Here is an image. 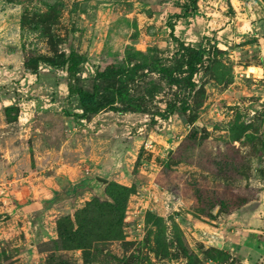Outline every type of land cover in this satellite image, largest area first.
<instances>
[{"label":"rangeland","instance_id":"374dc122","mask_svg":"<svg viewBox=\"0 0 264 264\" xmlns=\"http://www.w3.org/2000/svg\"><path fill=\"white\" fill-rule=\"evenodd\" d=\"M170 23L203 52L196 88L141 69L129 85L145 112L85 113L65 70L23 65L74 49L86 60L72 83L102 91L111 65L174 67ZM80 174L108 181L35 210L11 192ZM238 226L264 229V0H0V264H244L223 247Z\"/></svg>","mask_w":264,"mask_h":264},{"label":"trees","instance_id":"16d2710c","mask_svg":"<svg viewBox=\"0 0 264 264\" xmlns=\"http://www.w3.org/2000/svg\"><path fill=\"white\" fill-rule=\"evenodd\" d=\"M194 4L196 0H193ZM170 28V34L174 40H176L177 47L172 53V60L174 61V67L163 66L154 62L151 64L130 62L124 66L111 65L105 70H97L96 75L104 77L106 75H115L113 83L106 84L100 90V86L94 82L91 91L84 90L83 88L76 86L72 83V79L75 78L81 64L86 60V57L78 51L71 49L68 53L64 51L54 49L53 55H29L24 58L23 65L29 69L32 73H36L40 64H47L51 67L63 69L67 72L68 82V94L77 95L78 100L83 107L85 113H98L102 109L112 110L118 113H124L127 111H147V100L144 95L132 96L130 90H135L130 87V83L135 81V76L141 69H157L164 70L170 74L167 82L174 85L184 84L190 90L196 88L195 81L193 80V74L197 71L199 65L202 63L203 52L200 47H194L190 44H185L184 41L177 39L173 35V24L168 25ZM53 44V43H52ZM184 68V69H183ZM175 70L186 72V75H181L180 78H176L174 75ZM131 83V84H132ZM118 103L119 105H117ZM187 109L184 107V111ZM174 112L173 106H167L166 115ZM81 117H84L83 114Z\"/></svg>","mask_w":264,"mask_h":264},{"label":"crops","instance_id":"0c3cea01","mask_svg":"<svg viewBox=\"0 0 264 264\" xmlns=\"http://www.w3.org/2000/svg\"><path fill=\"white\" fill-rule=\"evenodd\" d=\"M93 157L92 156L88 157V160H92ZM104 161L107 162V158L105 159L102 157L98 161L92 160L90 161V163H92L94 166L97 167L99 162L103 163ZM75 167L77 166L76 165L73 166V168ZM94 176L95 175L85 176V175L80 174L78 175V177L77 176L74 177L75 180L72 178L66 187L61 188L58 185V187L56 186V187L51 188L41 183V180H44L46 182L48 181V178L45 180V179H41V177L38 176V179L39 180L41 179L38 185V183L34 180V178H37V177L31 178V175H29L28 179L24 178V180L27 181V183H24L22 186H19L18 188H12L14 187L12 186L11 192L17 193V192H24L25 190H27L28 191L27 198L30 201L25 208L28 207V208H33L32 210H35L37 209L36 204L38 200H42V198L50 197L51 195L55 196V201L72 200V199L78 198L79 190H88V188L87 189H77L75 192H73L72 194L68 196L66 195L67 189L72 184L78 182L80 179L87 177V178H92L93 180ZM98 176H101V175H98ZM93 184H95L96 187L99 186L97 183H93ZM30 186L34 187L35 189L33 188L30 189ZM98 188L99 190L102 189L100 186ZM3 189L5 190L4 195L9 194L7 193L9 186L5 185ZM35 190H37L38 192H36ZM95 190L90 189V191H95ZM3 198L7 199V197H3ZM22 198H23V195H22ZM236 230L237 231H233L231 233L229 232V234L225 236L226 238L225 240H223V247L228 248L230 250V253L233 256L240 257V261L244 262V264H264V229L258 228L256 226L252 228L250 227L241 228L238 226Z\"/></svg>","mask_w":264,"mask_h":264},{"label":"water","instance_id":"95a60500","mask_svg":"<svg viewBox=\"0 0 264 264\" xmlns=\"http://www.w3.org/2000/svg\"><path fill=\"white\" fill-rule=\"evenodd\" d=\"M93 181H94V183H97L100 187H103V185L105 184V183H107V181H108V179H106L105 177H102V176H98V175H95L94 177H93ZM217 244L219 245V246H221V241H217Z\"/></svg>","mask_w":264,"mask_h":264},{"label":"built area","instance_id":"2783aa9c","mask_svg":"<svg viewBox=\"0 0 264 264\" xmlns=\"http://www.w3.org/2000/svg\"><path fill=\"white\" fill-rule=\"evenodd\" d=\"M145 146L154 149V146L151 144V141L145 144ZM137 231L143 230L144 227V221L142 219L138 220V222L135 225Z\"/></svg>","mask_w":264,"mask_h":264},{"label":"bare ground","instance_id":"6f19581e","mask_svg":"<svg viewBox=\"0 0 264 264\" xmlns=\"http://www.w3.org/2000/svg\"><path fill=\"white\" fill-rule=\"evenodd\" d=\"M250 72L258 73V69L257 68H250Z\"/></svg>","mask_w":264,"mask_h":264}]
</instances>
